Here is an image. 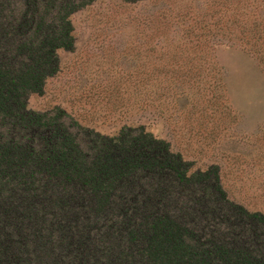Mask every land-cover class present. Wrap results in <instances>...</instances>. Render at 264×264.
Masks as SVG:
<instances>
[{"label": "trees", "instance_id": "trees-1", "mask_svg": "<svg viewBox=\"0 0 264 264\" xmlns=\"http://www.w3.org/2000/svg\"><path fill=\"white\" fill-rule=\"evenodd\" d=\"M96 1L0 0V264H264V214L218 166L192 170L144 125L103 135L28 108ZM249 31L232 40L264 66V24Z\"/></svg>", "mask_w": 264, "mask_h": 264}, {"label": "rangeland", "instance_id": "rangeland-1", "mask_svg": "<svg viewBox=\"0 0 264 264\" xmlns=\"http://www.w3.org/2000/svg\"><path fill=\"white\" fill-rule=\"evenodd\" d=\"M262 12L264 0H98L70 18L74 49L28 108L103 135L144 125L264 214V66L232 40Z\"/></svg>", "mask_w": 264, "mask_h": 264}]
</instances>
